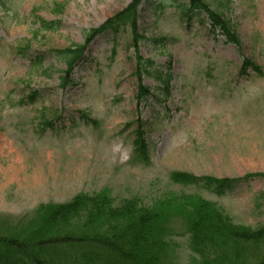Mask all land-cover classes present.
Segmentation results:
<instances>
[{
	"label": "rangeland",
	"instance_id": "374dc122",
	"mask_svg": "<svg viewBox=\"0 0 264 264\" xmlns=\"http://www.w3.org/2000/svg\"><path fill=\"white\" fill-rule=\"evenodd\" d=\"M131 1L2 0V228L15 229L40 205L103 191L115 205L133 197L150 205L167 193L196 195L237 225H264V0H211L238 36L240 51L204 15L185 23L174 3L185 0L139 6L137 27L145 39L139 53L164 74L170 68L166 100L163 88L144 78L152 93L145 107L136 106L135 53L126 27L97 36L73 71L72 85L62 90L66 66L57 52L82 45L85 32L102 28ZM51 22L57 29L47 32L41 24ZM163 38L164 44L153 43ZM244 60L263 76L250 68L241 74ZM139 126L147 161L133 154ZM173 173L242 183L217 197L172 183ZM173 229L175 264H187V236Z\"/></svg>",
	"mask_w": 264,
	"mask_h": 264
},
{
	"label": "trees",
	"instance_id": "16d2710c",
	"mask_svg": "<svg viewBox=\"0 0 264 264\" xmlns=\"http://www.w3.org/2000/svg\"><path fill=\"white\" fill-rule=\"evenodd\" d=\"M144 1L132 0L125 12L102 28L87 31L84 44L57 52L66 66L60 78L62 90L72 85L73 69L97 36L126 27L135 53L136 106L145 107L152 93L151 88L143 85L144 78L157 82L163 88L164 99L168 98L170 68L164 74L139 53L145 39L137 27V13ZM174 3L185 23L205 15L211 28L221 31L226 43L240 51L238 36L227 29L223 15L211 9V0ZM219 5L222 6L221 2ZM61 9L56 6L55 13H61ZM41 26L47 32L57 29L55 22ZM165 42L164 38L153 41ZM40 61L36 59L34 66H40ZM249 68L263 76L261 69L248 60H244L241 74ZM133 148L135 157L147 161V143L141 126L135 130ZM259 177L264 179V174ZM170 181L180 186L202 187L217 197L242 183L185 173L171 174ZM261 200L264 201V195ZM175 225L184 229L188 239L187 264H264V225L257 228L237 225L216 204L196 195L167 193L150 205L133 197L115 205L107 191L77 195L65 204L40 205L30 215L19 218L13 230L2 228L0 223V264H175Z\"/></svg>",
	"mask_w": 264,
	"mask_h": 264
}]
</instances>
